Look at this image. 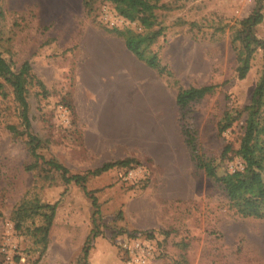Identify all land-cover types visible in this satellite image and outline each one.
Here are the masks:
<instances>
[{"label":"rangeland","instance_id":"374dc122","mask_svg":"<svg viewBox=\"0 0 264 264\" xmlns=\"http://www.w3.org/2000/svg\"><path fill=\"white\" fill-rule=\"evenodd\" d=\"M83 5V0H0V51L15 68L28 61L44 85L28 86L32 131L43 142L40 153L70 173L131 161L88 177L85 187L99 208L93 218L92 200L80 185L65 183L57 171L25 168L32 161L26 138L5 128L19 122L5 87L7 96L0 94V264H78V244L90 227L112 246L110 264H122L116 240L135 232L156 247L149 264H264V217L242 214L225 195L243 160L231 152L222 156L226 145L239 147L244 106L262 69V49L248 54L232 41L255 0ZM124 8L155 14L152 28L162 27V34L149 50L170 75L136 58L114 32L144 30L126 18ZM255 34L264 40V17ZM203 85L215 88L182 107L174 101L180 88ZM119 99L125 107L118 106ZM227 111L237 118L219 131ZM201 163L214 167L215 175ZM34 198L58 201L43 252L32 232L41 218L27 220L20 230L11 219L22 200ZM101 244L96 240L97 253Z\"/></svg>","mask_w":264,"mask_h":264},{"label":"trees","instance_id":"16d2710c","mask_svg":"<svg viewBox=\"0 0 264 264\" xmlns=\"http://www.w3.org/2000/svg\"><path fill=\"white\" fill-rule=\"evenodd\" d=\"M120 3L125 0H106ZM264 0H255V5L251 13L240 20L239 26L235 28L232 41H239L241 49L251 54L256 48L262 49V69L251 95L249 104L244 106L246 117L244 119V128L240 139L239 147L233 150L230 145L223 149L222 156L229 152L238 155L243 160V168L236 171L235 178L228 182L225 187V195L230 205L236 208L244 215L256 218L264 217V40L258 39L255 34V26L263 20L261 7ZM85 7H91L92 0H83ZM146 7H151L145 3ZM125 16L130 21H138L144 29L141 32H135L130 29L120 30L114 28V32L123 38L126 48L135 55L136 58L143 61L147 66L156 69L162 74L164 71L168 75L171 72L160 64L156 52L149 50L150 46L162 34V27L153 29L157 24L155 14L150 10H132L130 8L122 9ZM34 82L40 88H44L43 83L36 79L31 72V66L28 61H24L18 68L14 67V62L6 58L0 51V94L7 96L5 87L10 89L11 99L16 106L19 122H7L5 128L16 137H25L26 150L32 161L26 165L27 170L40 168L44 172L57 171L65 183L74 182L80 185L84 192L91 198V204L94 207L93 218L99 214L96 197L86 189L85 183L89 176H96L110 168L116 166H126L131 159L117 161H108L102 163L93 169L83 173H70V170L57 161L55 158H46L38 151L42 145V140L32 131V123L29 115L28 86ZM215 85H203L198 87L180 88L177 90L175 99L179 106H185L191 101L197 100L206 94L212 93ZM237 115L232 111H227L219 122V131L229 128ZM209 176L215 175L214 167H207L201 163ZM58 201L53 203H44L37 198L22 200L13 210L11 219L14 227L20 230L23 223L32 220L35 217L41 218V223L33 227V234L38 236V241L42 244V252L46 248L50 227L53 222L55 210ZM93 221H95L93 219ZM121 233L124 231H120ZM119 232V233H120ZM132 234V233H129ZM97 234L92 230L87 235L82 244L78 264H87L86 258L89 248L92 246L93 237ZM115 236V232L112 233Z\"/></svg>","mask_w":264,"mask_h":264},{"label":"built area","instance_id":"2783aa9c","mask_svg":"<svg viewBox=\"0 0 264 264\" xmlns=\"http://www.w3.org/2000/svg\"><path fill=\"white\" fill-rule=\"evenodd\" d=\"M133 172L129 170L127 175L130 176ZM117 245L122 264H149L156 252L154 243L142 232L124 234Z\"/></svg>","mask_w":264,"mask_h":264},{"label":"crops","instance_id":"0c3cea01","mask_svg":"<svg viewBox=\"0 0 264 264\" xmlns=\"http://www.w3.org/2000/svg\"><path fill=\"white\" fill-rule=\"evenodd\" d=\"M121 100H123V99H119L120 102L118 103V106L123 108V107H125V104L122 103ZM90 229H91V227L87 230L84 237H82L80 244H78L79 249H80V251H79L80 253H81V248L83 246L82 244L84 243L87 235L90 234V232H91ZM122 238L123 237H121V238L119 237V239H117L116 242L118 243ZM98 239L102 242L101 245H102L103 251L101 250L100 252L97 253L96 250L94 249L95 248L94 244H95L96 240H98ZM94 244H92L93 246H91L88 250L87 258H86L87 264H110L109 263L110 257L114 256V252L111 251L112 246L108 247L107 245H105L106 243L100 237H95Z\"/></svg>","mask_w":264,"mask_h":264}]
</instances>
